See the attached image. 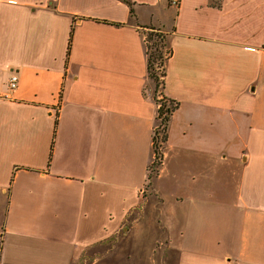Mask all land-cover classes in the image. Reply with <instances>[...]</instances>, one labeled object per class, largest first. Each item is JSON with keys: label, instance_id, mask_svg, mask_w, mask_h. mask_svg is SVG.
<instances>
[{"label": "crops", "instance_id": "0c3cea01", "mask_svg": "<svg viewBox=\"0 0 264 264\" xmlns=\"http://www.w3.org/2000/svg\"><path fill=\"white\" fill-rule=\"evenodd\" d=\"M149 29L179 104L150 180ZM124 239L150 264H264V0H0V264Z\"/></svg>", "mask_w": 264, "mask_h": 264}, {"label": "trees", "instance_id": "16d2710c", "mask_svg": "<svg viewBox=\"0 0 264 264\" xmlns=\"http://www.w3.org/2000/svg\"><path fill=\"white\" fill-rule=\"evenodd\" d=\"M127 3L131 8V16L134 17L132 4L130 2ZM143 36L147 57V74L154 87L155 102L158 106L156 128L152 138L153 162L148 168L150 174L162 164L169 123L172 115L178 109L179 104L160 94L166 83V64L172 56V50L168 41L169 36L154 29H149L147 32H144ZM150 179L151 177L149 176Z\"/></svg>", "mask_w": 264, "mask_h": 264}, {"label": "rangeland", "instance_id": "374dc122", "mask_svg": "<svg viewBox=\"0 0 264 264\" xmlns=\"http://www.w3.org/2000/svg\"><path fill=\"white\" fill-rule=\"evenodd\" d=\"M156 171H152L149 174L151 179L156 175ZM223 186L217 177V188H222ZM153 200L155 201V199ZM151 206L150 204L149 208ZM120 241L119 246H116L115 249H113V244H108L106 247L88 249L85 252L82 264H150L148 254L152 252V249L147 248L142 242L126 239Z\"/></svg>", "mask_w": 264, "mask_h": 264}, {"label": "built area", "instance_id": "2783aa9c", "mask_svg": "<svg viewBox=\"0 0 264 264\" xmlns=\"http://www.w3.org/2000/svg\"><path fill=\"white\" fill-rule=\"evenodd\" d=\"M169 4L172 7L179 8L181 4V0H169ZM19 86V77L15 74H13L9 80V89L11 91H14Z\"/></svg>", "mask_w": 264, "mask_h": 264}]
</instances>
